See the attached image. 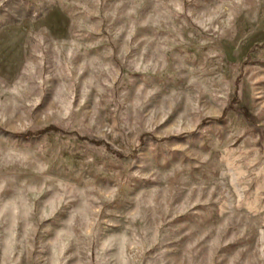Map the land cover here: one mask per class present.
Here are the masks:
<instances>
[{
  "label": "rangeland",
  "instance_id": "obj_1",
  "mask_svg": "<svg viewBox=\"0 0 264 264\" xmlns=\"http://www.w3.org/2000/svg\"><path fill=\"white\" fill-rule=\"evenodd\" d=\"M0 264H264V0H0Z\"/></svg>",
  "mask_w": 264,
  "mask_h": 264
}]
</instances>
